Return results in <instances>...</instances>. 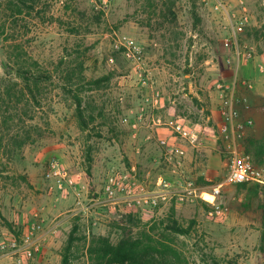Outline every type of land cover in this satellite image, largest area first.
<instances>
[{
    "label": "rangeland",
    "instance_id": "obj_1",
    "mask_svg": "<svg viewBox=\"0 0 264 264\" xmlns=\"http://www.w3.org/2000/svg\"><path fill=\"white\" fill-rule=\"evenodd\" d=\"M6 1L0 0V57L5 63L10 44L20 42L52 78L40 88V103H31L32 117L20 111L23 121L0 123V241L40 222L41 246L27 264H62L75 225L78 238L115 240L114 218L132 212L147 222L174 206L186 226L196 221L194 237L181 236L179 244L198 264L196 243L221 264H264V184L225 185L219 213L203 197L160 201L140 212L124 199L129 186L133 195L155 192L160 177L176 188L192 183L199 193L223 182L231 154L219 124L230 97L237 124L253 120L240 148L264 172V154L254 155L264 140V0H40L43 17L23 12L15 25ZM71 23L80 25L75 34ZM124 38L142 49L140 63L126 55ZM75 50L92 82L80 95L85 116L94 115L87 127L62 87L61 57ZM169 119L196 129L198 140L184 139L165 125ZM53 160L70 173L62 188L45 176ZM83 242L75 241L72 264H88Z\"/></svg>",
    "mask_w": 264,
    "mask_h": 264
},
{
    "label": "trees",
    "instance_id": "obj_2",
    "mask_svg": "<svg viewBox=\"0 0 264 264\" xmlns=\"http://www.w3.org/2000/svg\"><path fill=\"white\" fill-rule=\"evenodd\" d=\"M39 1L7 0L6 16L7 19L10 18V24H17L16 16L23 12H26V15L36 12L38 16H42L40 15L41 11L37 9ZM100 15L99 12L94 16L97 21L101 19ZM78 25L71 23L68 31L75 34L78 31ZM6 27L5 23L1 26L2 32L6 31ZM10 47L13 52L7 56L5 62L6 76L0 77V123L6 127L15 121H23L20 111H23L22 115H25L26 118L32 117L29 114L31 103L34 101L40 103V88L47 79L52 78V72L48 69L40 70L39 61L24 50L20 42L13 40ZM75 53L77 54L66 52L61 57L60 66L66 67L62 68V87L73 94L82 125L87 127L89 120H94V115L89 114V119L85 116V110L82 107L83 98L80 95L84 84L92 82L86 81L83 74L85 61L78 54V50H75ZM0 133L2 140L5 133ZM257 148L260 149V152L255 149L254 155L260 158L264 154V140ZM253 162L255 163L254 160ZM201 202L208 205L207 202ZM135 214L137 213L121 214L122 216L112 220L111 227L117 229L115 240L110 235L94 236L90 240H87L85 236L78 238L74 236L78 230L77 225H75L62 249V264H72V260L75 258V241L82 239H84L82 248L86 249L88 264H198V261L192 260L189 248L179 244L181 236L194 237L195 220H190L186 226L185 220L179 217L174 206L169 209L165 216L147 222H143ZM0 217L3 218L1 211ZM195 245L199 248L201 264H221V261L212 251H206L197 243Z\"/></svg>",
    "mask_w": 264,
    "mask_h": 264
},
{
    "label": "built area",
    "instance_id": "obj_3",
    "mask_svg": "<svg viewBox=\"0 0 264 264\" xmlns=\"http://www.w3.org/2000/svg\"><path fill=\"white\" fill-rule=\"evenodd\" d=\"M122 45L126 48V55L136 63L142 60V49L134 41L124 38ZM240 54V53H239ZM158 100V99H157ZM239 110L236 108L233 97L227 98L223 102L222 120L219 124L221 135L227 140L228 147L231 154L229 172L223 182L214 186L211 193L215 196L213 201H208L204 198V192H198L197 188L188 183L182 188H176L171 181L160 177L156 184L155 192L142 194H132L129 186L125 204L131 211L140 212L142 208L147 205H157L160 201L166 202L172 199L176 201L194 200L197 197H203L205 201L215 206V212L219 213L221 208L216 205V199L220 195L222 188L225 185H236L241 183H258L264 184V172L252 160L250 154H247L240 148L239 141L244 136L246 127L253 123L249 119L246 122L238 123ZM161 121V119H159ZM165 125L171 127L180 136L191 143H195L199 134L194 128H187L182 122L176 119H169L165 121ZM46 179L51 181L52 186L62 188L67 181L70 180V173L67 168L63 167L58 160L50 162L46 171ZM144 189V187H142ZM106 192L114 195V188L112 185L106 187ZM214 212V211H213ZM43 229L42 223L38 222L33 225L32 230L20 237H12L9 240L0 241V262L4 264H27L30 259L39 251L41 246L40 232Z\"/></svg>",
    "mask_w": 264,
    "mask_h": 264
},
{
    "label": "bare ground",
    "instance_id": "obj_4",
    "mask_svg": "<svg viewBox=\"0 0 264 264\" xmlns=\"http://www.w3.org/2000/svg\"><path fill=\"white\" fill-rule=\"evenodd\" d=\"M203 196L208 201H213L215 199V196L209 192H204Z\"/></svg>",
    "mask_w": 264,
    "mask_h": 264
},
{
    "label": "water",
    "instance_id": "obj_5",
    "mask_svg": "<svg viewBox=\"0 0 264 264\" xmlns=\"http://www.w3.org/2000/svg\"><path fill=\"white\" fill-rule=\"evenodd\" d=\"M0 66L4 67L5 66V63L3 61V59L0 57Z\"/></svg>",
    "mask_w": 264,
    "mask_h": 264
}]
</instances>
